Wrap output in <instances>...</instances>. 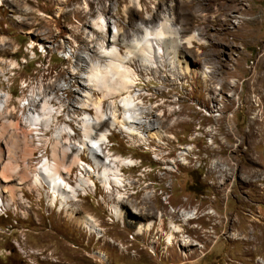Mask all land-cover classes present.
Instances as JSON below:
<instances>
[{"label":"rangeland","instance_id":"374dc122","mask_svg":"<svg viewBox=\"0 0 264 264\" xmlns=\"http://www.w3.org/2000/svg\"><path fill=\"white\" fill-rule=\"evenodd\" d=\"M0 198V264H264V0H0Z\"/></svg>","mask_w":264,"mask_h":264},{"label":"bare ground","instance_id":"6f19581e","mask_svg":"<svg viewBox=\"0 0 264 264\" xmlns=\"http://www.w3.org/2000/svg\"><path fill=\"white\" fill-rule=\"evenodd\" d=\"M185 2V1H184ZM134 4H135V2H134ZM133 7V6H132ZM138 9H141L142 7H141V4L138 2L137 3V6H136ZM106 13V12H105ZM159 17H161V16H159ZM145 19L147 20V22H146V26H148L147 24L149 23L148 21H152L151 20V15H147L146 14V16H145ZM168 19V18H167ZM87 23H89V22H87ZM86 24V23H85ZM91 24V23H90ZM89 24V25H90ZM134 24V23H133ZM132 24V25H133ZM131 25V26H132ZM149 25H151V24H149ZM173 25H174V23H173ZM143 26V25H142ZM145 26V27H146ZM132 27H134L135 29H136V31H138V30H140V32H142V33H146V31L145 32H143V30H142V28L140 27V26H132ZM154 26H153V24H152V27L150 28V32H149V36H150V38H149V40H148V42H149V45H150V48H152V49H156V43L158 44V45H161V43H162V41L164 42L167 38V36H169L170 37V35H168V32L169 33H172V35H173V31H172V27H170V26H168V24L166 23V24H164V25H162V27H160L159 29H155V28H153ZM95 30V29H94ZM96 30L100 33V36H102V37H107V35H106V32H108V25L105 27V28H102V29H97L96 28ZM146 30V29H145ZM97 32V33H98ZM96 33V32H95ZM98 33V34H99ZM159 33H162L161 35H159ZM129 34V33H128ZM121 37V36H120ZM174 37H175V35H174ZM194 38H195V36H193L191 39H190V42L192 41V40H194ZM96 39H97V37H96ZM137 39V38H136ZM189 39V38H188ZM94 41V39H91L90 38V40L89 39H86V43H85V48L88 46V49L90 50V51H92L93 52V54L96 56V55H99V52L97 51V49H95V48H93L92 47V45L90 44L91 42H93ZM115 41H117V39H115ZM155 41H157V42H155ZM113 43V42H112ZM135 44H131L132 45V47H134V55H132L130 58H129V60H127L126 62H130V63H133V64H137L138 63V59L139 58H136L137 56H139V55H141V53H142V55H145L146 56V54L142 51V49L143 48H140V46H141V44H142V42H141V40L140 41H138L137 40V42H134ZM114 44V43H113ZM136 50L137 51H142L141 53L140 52H136ZM144 50V49H143ZM114 52V51H113ZM115 53V52H114ZM155 54V53H154ZM116 56H117V54H115ZM119 56H120V53L118 54ZM110 56V55H109ZM156 56H157V54H156ZM122 57H120V60L122 61V62H125V58L123 59H121ZM140 60V59H139ZM119 66V65H118ZM117 67V66H116ZM115 67V68H116ZM113 71V70H112ZM111 71V72H112ZM121 72V71H120ZM109 73V72H108ZM77 72H75V73H72V76H74V77H77ZM107 74V73H106ZM102 75V74H101ZM113 75V74H112ZM124 77L126 78V81H125V86H124V89H123V91H125V93L127 92L128 93V95L125 97V98H123V103H124V108H127V109H129V107H131V106H133V104H136L135 103V101L138 99L136 96H134V95H132V92H131V87L133 86V84H136V83H134V78H133V76L132 75H124ZM77 81V80H76ZM136 81V80H135ZM78 82V81H77ZM99 82V81H98ZM121 83V81L119 82V84ZM111 85V84H110ZM99 87V86H98ZM110 89V88H109ZM101 92H103V89H100V90H98V91H96V93H101ZM117 96V94L116 93H112L110 96L112 97V96ZM122 95V94H121ZM137 95V94H136ZM116 100V99H115ZM105 101L106 100H104V101H102V103H105ZM129 110H127V112H128ZM126 111H125V113H127ZM12 115H14L13 114V112L11 113V116ZM129 115V116H128ZM124 120H125V122L126 123H129V121L131 120V113H127V115H125V117H124ZM133 133H135L134 131H133ZM153 135V134H152ZM88 141H89V139H88ZM89 145H90V147L93 149V145H95V143H89ZM89 147V146H88ZM100 153V152H99ZM65 154V153H64ZM63 154V155H64ZM66 156H67V154H65ZM64 157V156H63ZM65 158L66 157H64L63 159L61 158L60 159V156H59V153H56L55 154V161H56V163H55V167H53V168H49L48 170H44V169H42L41 170V174L44 176V178H45V181H47L48 183H50V189H51V193H52V195L54 196V198L55 197H57L58 198V196L59 197H61V199H62V204L64 203V202H66V203H68V202H70V201H72V199H71V193H74L75 195H77L78 196V193L76 192L77 190H81V189H84V188H87V186L89 185L88 184V182L84 179V178H82L83 180H82V182L80 181V183H78V185H77V187L76 188H68L67 186H66V184H65V182L61 179V170H60V168L62 169H65L66 168V172H69V171H71L72 170V166H68V165H66L67 163L65 162ZM50 165V164H49ZM119 167V166H118ZM122 167V166H121ZM109 170H110V168L109 167H106V169H104L102 172H100L97 176H98V178H100V181L101 182H103L104 184H105V186L106 187H109V189H111V188H113V184L114 183H116L117 184V181L113 178V177H111L110 176V173H109ZM88 173V172H87ZM114 182V183H113ZM80 195V194H79ZM79 197V196H78ZM74 200H76V198L74 199ZM1 203H2V205H3V202H2V199L0 198V206H1ZM1 209V208H0ZM67 212H68V210H66ZM68 214H71L70 215V217L71 218H74L73 216H72V213H68ZM186 217H188V216H186ZM77 221V220H76ZM82 221H83V224L87 227V229H88V231L92 234L93 233V230L94 229H92L93 227H91L92 225H91V222H90V220L87 218V217H83V219H82ZM93 221V220H92ZM171 229H172V234L174 235V233L176 234V233H179L180 232V230H179V228L177 227V226H174V225H172L171 226ZM142 230V228L140 229V231ZM171 237V236H170ZM172 238V237H171ZM175 238V237H174ZM254 241V240H253ZM171 242H173L172 240H171ZM188 243V242H187ZM172 244V243H171ZM186 244V243H185ZM184 244V245H185ZM253 246V245H252ZM252 248V247H251ZM250 249H248V251H249ZM254 251V250H253ZM250 252V251H249Z\"/></svg>","mask_w":264,"mask_h":264},{"label":"snow or ice","instance_id":"6c2138e0","mask_svg":"<svg viewBox=\"0 0 264 264\" xmlns=\"http://www.w3.org/2000/svg\"><path fill=\"white\" fill-rule=\"evenodd\" d=\"M93 147H95V145H93Z\"/></svg>","mask_w":264,"mask_h":264}]
</instances>
